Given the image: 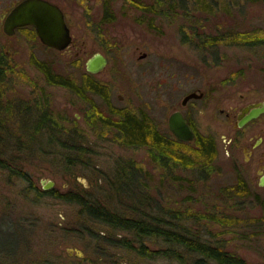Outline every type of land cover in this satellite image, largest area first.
Instances as JSON below:
<instances>
[{
	"label": "rangeland",
	"instance_id": "rangeland-1",
	"mask_svg": "<svg viewBox=\"0 0 264 264\" xmlns=\"http://www.w3.org/2000/svg\"><path fill=\"white\" fill-rule=\"evenodd\" d=\"M20 1L0 0V57L9 66L5 102L49 109L62 127L60 140L75 143L77 151L72 154L80 155L67 167L69 152L57 139L42 153L23 156L24 171L37 190L0 168V264L195 261L188 253L183 260L157 253L148 256L164 248L159 239H139L90 220L79 205L52 197L51 191H88L85 196L127 217L168 219L169 212L178 213L183 218L175 222L179 229L200 231L212 246L249 264H264V187L255 183V163L246 164L243 150L230 146L234 120L227 117L246 101H264V45L249 46L241 40L244 35L264 38V0H213L219 3L212 13L168 14L155 26L147 24L152 15H143L132 0H49L65 12L73 35L71 51L65 52L44 46L31 27L14 36L4 34V19ZM107 5L114 15L111 22L105 20ZM187 5L191 8L193 1ZM196 32L208 36L198 37ZM226 35L240 43L223 44L220 39L225 41ZM208 38H217L219 44L204 47ZM96 53L106 56L108 65L91 75L86 62ZM36 62L73 81L80 93L49 83ZM89 83L102 95L92 92ZM196 91H206V98L181 109L182 100ZM107 102L116 112L144 117L160 140L168 136L174 145L165 154L171 158L154 151L152 142L145 146L119 142L113 126L116 112L108 114ZM177 109L194 120L201 138H213L214 158L204 159L198 142L176 144L168 119ZM257 124L264 126V115ZM240 175L249 184L248 195L239 190ZM50 181L53 188L45 190ZM141 241L148 253L139 252ZM126 242L130 247L124 246Z\"/></svg>",
	"mask_w": 264,
	"mask_h": 264
},
{
	"label": "trees",
	"instance_id": "trees-1",
	"mask_svg": "<svg viewBox=\"0 0 264 264\" xmlns=\"http://www.w3.org/2000/svg\"><path fill=\"white\" fill-rule=\"evenodd\" d=\"M191 1H193V5H191L190 8L187 3L190 5ZM130 2L136 4L138 10L141 11L143 15H152L147 21V24L150 26H155V21L158 20L159 17L163 18L168 14H183L185 17H191L192 12L195 15L198 13H201V15L204 13L209 14L214 11L211 9H215L213 5L219 3L213 0H210V2L207 0H132ZM147 2H151L150 4H152V6L147 7ZM110 11L111 8L107 5L105 8V20L107 22L114 20V15L110 14ZM195 36L204 37L206 39L208 35H206V33L199 34L196 32ZM244 36H246V38L241 39L243 40L242 43H246L249 46L264 45V38L260 35H255L252 38H248L250 37L248 35ZM224 38H226L225 41L223 39L220 40L226 45H238V43H240V41H238L239 39L233 35H226ZM217 43L219 44L217 38L210 40L208 38V41L204 43V47H213V45ZM35 64L44 73L49 83L63 85L77 91L73 81L69 79L64 80L55 76V74L51 72V69L48 68L49 66L44 63L36 62ZM8 69L9 66L0 57V168L4 171H8L11 177L26 181L31 188L37 190L29 174L24 171V167L22 166L23 156L31 157L42 153L43 147L46 145L53 146L57 139L59 142L58 145H61V148L69 152L68 154L66 153L67 156H65L67 167H72L78 162L80 153H78V156L72 154L73 151H77L75 143L67 145L63 140H60L59 135L62 134L60 133L62 132V127L49 109L44 110L40 108V106L25 102H5L7 98L5 96L7 95H5L6 86H4V84L8 76ZM87 86L92 92L102 95L93 84L89 83ZM77 92L80 93L79 90ZM114 111L116 112L115 109ZM113 114L115 116L113 126L117 129L116 139L119 142L121 141L122 144L124 143L127 146H145L148 145L149 142H152L153 144L151 143V146L154 151L160 152L161 150L166 160L171 158V156L166 155L165 152H168V148L174 145V143H171L167 139L168 136H164L165 138L160 140L156 128L151 125L148 126L145 123L144 117H139L138 115L124 111ZM98 115L99 113L97 116ZM10 118H12V122ZM9 122H11V125ZM195 142L199 143V152L204 159L210 160L216 156V144L213 138L200 137L196 139ZM176 144L187 145L189 142L177 140ZM179 158L180 155H178V159ZM245 187L246 185H244L243 188H239L241 193H246ZM134 188L136 189V186L133 184L131 191L135 193ZM39 194L42 195L43 193L41 192ZM48 194L66 203L79 205L90 220L107 225L112 229L132 232L136 234L139 239L143 237H155L164 245V248L160 251L148 253V249L144 247L145 244L141 241V249L139 250L141 254L148 253V256H152L157 253L167 259L174 258L181 260L184 253H188L195 258L193 264H207L208 261H214L216 264H249L244 259L230 254L223 247L212 246L208 241L203 240L200 231L179 229L175 222L183 218L180 217L178 213L169 212L168 219H154L152 217L147 218L143 216L139 218L127 217L97 204L92 198L85 196V194L89 195L88 191H84L83 193L76 191H69L66 193L51 191ZM131 198L136 199L135 197ZM136 200L139 201V204L144 202L143 199L139 200L138 197ZM134 210L135 213L139 212L136 209ZM185 218L188 219L190 217L185 216ZM124 246L130 247V243L126 242Z\"/></svg>",
	"mask_w": 264,
	"mask_h": 264
},
{
	"label": "water",
	"instance_id": "water-1",
	"mask_svg": "<svg viewBox=\"0 0 264 264\" xmlns=\"http://www.w3.org/2000/svg\"><path fill=\"white\" fill-rule=\"evenodd\" d=\"M34 27L40 42L59 52L70 49L73 35L67 23L66 16L61 7L49 0H22L7 14L3 22V32L7 36H14L19 28ZM143 55L141 58H145ZM108 59L102 53H96L86 62L88 73L96 75L105 70ZM202 94L189 93L181 102L186 106L191 99L202 98ZM250 114L243 117L236 127L242 128L248 122L258 118L264 113V103L252 106ZM169 128L175 138L180 141L190 142L195 138L193 129L189 126L181 111L173 112L169 117ZM85 183V180H83ZM54 183L49 182L45 190L53 188ZM264 186V179L261 183ZM80 255L82 253L78 252Z\"/></svg>",
	"mask_w": 264,
	"mask_h": 264
},
{
	"label": "flooded vegetation",
	"instance_id": "flooded-vegetation-1",
	"mask_svg": "<svg viewBox=\"0 0 264 264\" xmlns=\"http://www.w3.org/2000/svg\"><path fill=\"white\" fill-rule=\"evenodd\" d=\"M29 27H31V26H29ZM29 27L19 28L17 31L24 29V28H29ZM31 28H33V27H31ZM35 33H36V31H35ZM68 51H71V49ZM91 75H93V74H91ZM196 93L202 94L203 95L202 98L191 99L190 101H192V100H201L202 101L207 96L206 91H196ZM244 98L245 97H243V99ZM190 101H188V103ZM244 101H245V99H244ZM188 103L186 104V106L188 105ZM259 103H264V101H256V102H247L246 101L240 107L236 108L234 113H228L227 117L233 118V120H234V124H233V128H234L233 130L234 131H233L232 135L229 136L230 137L229 138L230 146L232 147L233 145H235V146L240 147L243 150L246 164H251L252 162L255 163V165H256L255 167L257 170L256 171L257 176L255 178V183L259 187H264L261 185V183L264 179V126L257 124V122L264 115V113L261 116H259L258 118L253 119L250 122H248L242 128L236 127L243 117H246L250 114L251 110L253 109L252 106L255 104H259ZM186 106L181 105L180 107L182 109V108H185ZM105 107L108 111V114L111 113L112 109L115 108V106L109 102L106 103ZM176 111L182 112V110H178V109L174 110L173 112H176ZM182 114H183L184 118L186 119L187 123L189 124V126L193 129V131L195 133V138L189 142V143H193V142H195L196 139L200 138V133L196 128L194 120L187 117L183 112H182ZM253 125H256L255 130L247 134L246 133L247 129H249ZM168 127H169V119H168ZM169 130H170V128H169ZM170 133L175 138V136L173 135V133L171 131H170ZM203 138H205V137H203ZM175 139H177V138H175ZM178 141H180V140H178ZM181 142H184V141H181ZM237 184L239 185V188H243L244 185H246V187H245V190H246L245 194L246 195H248V193H251L249 191V188H248L249 184L243 175L238 176Z\"/></svg>",
	"mask_w": 264,
	"mask_h": 264
}]
</instances>
